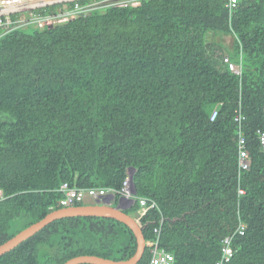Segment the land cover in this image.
I'll return each mask as SVG.
<instances>
[{
	"label": "trees",
	"instance_id": "trees-1",
	"mask_svg": "<svg viewBox=\"0 0 264 264\" xmlns=\"http://www.w3.org/2000/svg\"><path fill=\"white\" fill-rule=\"evenodd\" d=\"M225 3L99 5L0 34V244L62 207L63 182L109 190L116 206L132 167L135 196L123 211L172 264H214L225 237V264H264V0H240L231 13ZM240 135L248 169L238 165ZM139 198L155 206L143 210ZM136 245L117 219L64 216L0 264L127 260ZM150 257L145 245L136 264Z\"/></svg>",
	"mask_w": 264,
	"mask_h": 264
},
{
	"label": "built area",
	"instance_id": "built-area-1",
	"mask_svg": "<svg viewBox=\"0 0 264 264\" xmlns=\"http://www.w3.org/2000/svg\"><path fill=\"white\" fill-rule=\"evenodd\" d=\"M140 0H109V1H93L91 3H87L81 5L79 3H75L73 6H66L63 10L59 11L57 9L56 12L52 13H45V12H34L33 9L20 11V15L13 18L11 17L12 13L0 14V34L12 30L18 26H23L27 24H33L39 27H42L46 24L55 22V21H65L73 16L79 14V12L88 10L89 8H93V6L99 5H133L136 6L139 4ZM240 0H226L225 6L228 9L229 13L238 5ZM63 3V2H62ZM23 12H26L24 14ZM15 13V12H13ZM224 61L228 62V66L232 69L236 74H240V69L235 64L229 61L228 56L224 55ZM216 112L213 111L210 115V120H213ZM239 119V116L236 118ZM259 139L260 142L264 145V131L259 132ZM238 165L242 169L249 168V160L247 156V150L245 149V138L244 136L240 135L239 138V148H238ZM129 171H126V177L123 180V185L121 190L119 191L120 195L128 200H133L135 192L131 190V184L129 179ZM59 190L62 191L63 196L59 200L58 204L62 207L75 205L76 203L83 202L86 197L92 198H104L106 193L108 194L109 190L103 188H95V187H87V188H79L75 186H69L67 182H63L60 185ZM244 190L240 189L239 193H243ZM2 193L0 190V199L2 198ZM132 202V201H131ZM139 203L142 205L141 207L143 210L145 208L154 207L155 202L150 201L148 202L144 198H139ZM240 233L243 232V226L238 228ZM159 229L154 228V233L158 234ZM231 238L225 237L223 239V248L221 258L216 260L214 264H225V262L229 261L233 250L230 246ZM147 246L149 247V254L150 262L149 264H172L173 262V255L172 253L160 249L158 247V240L155 239L154 242L148 241L146 242Z\"/></svg>",
	"mask_w": 264,
	"mask_h": 264
},
{
	"label": "water",
	"instance_id": "water-1",
	"mask_svg": "<svg viewBox=\"0 0 264 264\" xmlns=\"http://www.w3.org/2000/svg\"><path fill=\"white\" fill-rule=\"evenodd\" d=\"M70 1H74V0H0V14L20 12V11H25V10L52 5L56 3L70 2ZM129 170L131 173L129 175L131 190L132 192H135L133 179H132L134 168L129 167ZM108 196H112V194H108ZM74 215L111 217L125 223L131 229L134 236L136 237V244H137L136 250L134 254L127 260L116 261L95 255H80L70 258L62 264H78V263L136 264L140 260L145 249V239L143 237L142 229L139 223L134 217L125 213L119 207V205L113 206L109 202H105V201H103L102 203L97 202L93 204L65 206L52 210L39 221L29 225L28 227L21 230L20 232H18L16 235L11 237L4 243L0 244V255L6 251L11 250L18 243L28 238L32 234H34L36 231L41 229L44 225L51 222L52 220L64 216H74Z\"/></svg>",
	"mask_w": 264,
	"mask_h": 264
},
{
	"label": "rangeland",
	"instance_id": "rangeland-1",
	"mask_svg": "<svg viewBox=\"0 0 264 264\" xmlns=\"http://www.w3.org/2000/svg\"><path fill=\"white\" fill-rule=\"evenodd\" d=\"M99 1H101V0H99ZM103 1H109V0H103ZM66 6H67L66 3H62V4L59 6L58 10L61 11V10H63ZM223 40H227L226 42H228L230 39H229L228 37L224 36V37H223ZM228 43H230V41H229ZM127 170L129 171V174H131L129 168H128ZM130 184H131V183H130ZM108 194H112V195H113L112 192H108ZM108 194L106 193V195H105L104 197L108 196ZM112 197H113V196H112ZM110 198H111V197H110ZM89 201H90V202L92 201V202H99V203H102L104 200H103V198H96V200H95V199H92V198L90 199L89 197H86V198L83 200L82 204L88 203ZM112 201H113V199H110L109 203L111 204ZM130 203H131V200H128V199L124 198L122 195H119V198H118V200H117V205H119V206H125V207H126V206H128ZM146 245H147V244H146Z\"/></svg>",
	"mask_w": 264,
	"mask_h": 264
},
{
	"label": "crops",
	"instance_id": "crops-1",
	"mask_svg": "<svg viewBox=\"0 0 264 264\" xmlns=\"http://www.w3.org/2000/svg\"><path fill=\"white\" fill-rule=\"evenodd\" d=\"M113 196V195H112ZM112 196H106V197H104L103 198V200L105 201V202H109L110 201V199H113V197ZM111 197V198H110ZM90 199L92 198V197H89ZM92 199H95L96 200V198H92ZM93 203H97V202H88V203H85V204H93ZM122 210L124 209V208H126L125 206H119ZM160 248V247H159ZM160 249H163V248H160ZM164 250V249H163Z\"/></svg>",
	"mask_w": 264,
	"mask_h": 264
},
{
	"label": "clouds",
	"instance_id": "clouds-1",
	"mask_svg": "<svg viewBox=\"0 0 264 264\" xmlns=\"http://www.w3.org/2000/svg\"><path fill=\"white\" fill-rule=\"evenodd\" d=\"M145 245H146V242H145Z\"/></svg>",
	"mask_w": 264,
	"mask_h": 264
}]
</instances>
